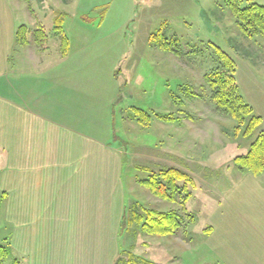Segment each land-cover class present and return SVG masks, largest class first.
<instances>
[{"label":"rangeland","instance_id":"obj_1","mask_svg":"<svg viewBox=\"0 0 264 264\" xmlns=\"http://www.w3.org/2000/svg\"><path fill=\"white\" fill-rule=\"evenodd\" d=\"M227 1L0 0V187L15 176L12 151L23 157L19 137L33 140L32 129L20 123L11 150L12 86L36 87L43 99L40 109L19 116L24 121L39 124L40 110L76 127L82 113L81 146L71 157L81 158L86 141L99 139L123 164L116 181L102 173L100 154L93 156L83 168L92 169L96 193L48 197L41 203L44 221L33 228L26 225L27 186L17 182L18 211L10 212V199L0 209V245L10 252L6 264H126L130 255L138 264H264V173L234 163L264 132V39L243 35ZM255 2L264 6V0ZM21 27L26 43L17 37ZM38 30L46 34L41 46ZM59 32L69 40L68 59L60 56ZM157 32L169 43L178 41L179 53L151 42ZM215 47L235 61L239 92L262 119L251 138L237 133L236 122L212 101L205 76L219 66ZM31 51L36 60L57 64L27 65ZM135 109L151 116L146 125L135 120ZM159 114L179 121L163 123ZM167 168L195 180L186 204L184 193L171 203L143 185L151 173ZM137 205L176 211L180 230L159 238L128 225Z\"/></svg>","mask_w":264,"mask_h":264},{"label":"crops","instance_id":"obj_2","mask_svg":"<svg viewBox=\"0 0 264 264\" xmlns=\"http://www.w3.org/2000/svg\"><path fill=\"white\" fill-rule=\"evenodd\" d=\"M39 46L41 45L39 44ZM45 49L46 48H43L42 50ZM36 51L39 54L44 53V51ZM29 55H31L29 56L30 62H26L27 65H44L47 63V66L51 68V65L55 66L57 64V60L50 62H44L40 58L39 60H36V55L32 51ZM60 56L62 57L61 53ZM69 57L70 53L62 58L68 59ZM22 64L23 62L18 63L20 70ZM18 67H15V69H18ZM58 67H60V65H58ZM21 74L25 73L21 72ZM11 79H13V77H11ZM53 79L59 80L60 78L57 76V78ZM35 91H38V88H29L23 85H21V87H11V97L9 99L10 111H8V113L13 116V123L11 126V150L15 147V144L18 143V134L20 132L18 133L15 131V128L18 129L20 123L22 127L24 126L32 129L33 140L30 141L21 136L19 137L20 147L24 148V150H21L23 157H19L18 153L12 151V164L15 176H11L8 184L1 185L0 187L1 190H3L2 192L7 194L4 202L10 199L8 203L10 206V212L11 210L12 212H15L18 211L17 207H19L20 201L16 194V190H18L17 182L21 187V181L24 180L27 186V193L24 196L27 202L26 212L28 214L26 225L29 228H33L34 225L44 221L41 213V203L44 201L43 204H47L48 197H55L60 194L59 192H65L67 198L74 199V197L78 195L87 198L96 193V178L94 179L92 169H86V167L83 168L84 164L90 163L93 156L100 154L104 163L102 173L104 174L108 172L113 180L117 181L118 175L120 178V174L123 170L122 161L116 156L114 150L110 149V144L100 141L99 139H95L96 141L88 139V142L86 141V144L83 147L88 145L87 152L81 156V158L71 157L72 154L73 156H77V147L81 146L82 113L78 116L79 122L76 127H71V124L68 125L57 116H51L47 111H45V115L44 113L40 114V110L35 111L36 114L40 116L38 119L39 124L37 125H35L34 122L19 119V116H22L24 112L31 113V107L40 109L43 106V99L40 92L34 93ZM29 92H32V95H30ZM35 94H37V96L33 97ZM48 106L51 107L52 105L48 103ZM18 119L19 121L16 122ZM46 119H48V123L45 122ZM75 129L78 130V133ZM108 131L109 133L111 132L107 129L106 132L108 133ZM64 133H66V135H63ZM37 134H41V136L37 137ZM65 136L67 137L66 142L63 140ZM70 136H73L72 139H69ZM77 137H79V140L76 141ZM35 149H37V151H35ZM44 149L48 150L47 155H41ZM83 158L86 160H83ZM84 161H86V163ZM18 173H20V175H18ZM13 190L16 192L14 197ZM9 191L11 196L9 195ZM44 205L43 213L46 212ZM119 210H121L120 206ZM36 214L38 215L35 217ZM120 216L122 217V211ZM35 218L38 220H35ZM120 225L121 220L119 227H121Z\"/></svg>","mask_w":264,"mask_h":264},{"label":"trees","instance_id":"obj_3","mask_svg":"<svg viewBox=\"0 0 264 264\" xmlns=\"http://www.w3.org/2000/svg\"><path fill=\"white\" fill-rule=\"evenodd\" d=\"M227 6L235 17L243 35L250 39L256 37L264 39V6L257 4L255 0H228ZM56 23L62 24L63 21L58 18ZM21 28L23 31L17 35L21 37L22 42L26 43L24 34L27 32L25 27ZM61 28L59 27L60 30ZM36 33V42L43 45L46 38L45 32L38 30ZM58 35L61 41V55L66 57L69 53V40L64 32H59ZM154 41L159 46V49L173 52L174 54L179 53V42L172 41L169 43L161 35V32L152 35L151 42L154 43ZM215 53L219 66L205 76V82L211 90L212 101L219 112L236 122L237 133L242 130L243 137L251 138L260 129L262 119L253 113V109L244 101L239 92L235 61L218 47H215ZM135 113V120L141 125H146L151 119L149 114L140 109H135ZM156 117L167 124L179 121L170 115L159 114ZM234 163L239 169L249 170L255 175L264 173V132L258 134L250 145L248 152L245 155L236 157ZM180 183L184 184L182 188L179 185ZM143 185L155 197L171 203H177L179 195L184 193L185 195L181 201L183 204H186L192 197L189 187L192 189L196 188L195 180L187 173L176 168H167L151 173L149 178L143 182ZM6 197V193H0V209ZM131 214L132 219L128 225L134 224L143 233L159 238L174 236L182 225L181 217L176 211L159 212L153 209L141 208L137 205L132 207ZM9 257V250L0 245V264H6ZM129 257L131 259L129 258L125 261L126 264H138L137 262L139 261H135L136 259L133 256L130 255ZM141 263L155 264L145 260H142ZM12 264H20V262L15 259Z\"/></svg>","mask_w":264,"mask_h":264}]
</instances>
